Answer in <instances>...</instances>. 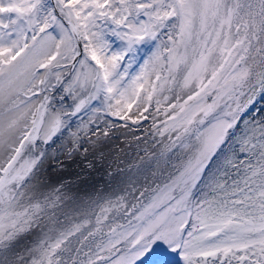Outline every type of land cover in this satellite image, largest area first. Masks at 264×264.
I'll use <instances>...</instances> for the list:
<instances>
[{
  "label": "snow or ice",
  "instance_id": "1",
  "mask_svg": "<svg viewBox=\"0 0 264 264\" xmlns=\"http://www.w3.org/2000/svg\"><path fill=\"white\" fill-rule=\"evenodd\" d=\"M261 102L264 0H0V264H264ZM149 119L161 182L45 191L42 144Z\"/></svg>",
  "mask_w": 264,
  "mask_h": 264
},
{
  "label": "water",
  "instance_id": "2",
  "mask_svg": "<svg viewBox=\"0 0 264 264\" xmlns=\"http://www.w3.org/2000/svg\"><path fill=\"white\" fill-rule=\"evenodd\" d=\"M262 105L264 102L257 107ZM73 123L71 130L76 131L80 121L73 117ZM153 132L151 119L142 121V126H132L131 131L121 129L95 147L85 144L90 149L87 154L75 152L71 157L68 156L70 136L67 132L59 134L48 145H41L47 158L39 181L46 185L45 191L60 189L63 210L70 216L77 210L88 209L92 201L114 194L126 195L129 191L138 194L152 184V172L157 173L156 182H161L153 155L157 150L153 142L160 138Z\"/></svg>",
  "mask_w": 264,
  "mask_h": 264
},
{
  "label": "bare ground",
  "instance_id": "3",
  "mask_svg": "<svg viewBox=\"0 0 264 264\" xmlns=\"http://www.w3.org/2000/svg\"><path fill=\"white\" fill-rule=\"evenodd\" d=\"M94 102H95V101H94ZM94 102H93V103H94ZM68 103H71V100H69ZM72 125H74V123H72ZM58 135H59V134H57V136H54V137L52 138V140L56 139V138L58 137ZM52 140H51V141H52ZM51 141H49V143H50ZM49 143H48V144H49ZM48 144H47V145H48ZM45 146H46V145H45Z\"/></svg>",
  "mask_w": 264,
  "mask_h": 264
}]
</instances>
